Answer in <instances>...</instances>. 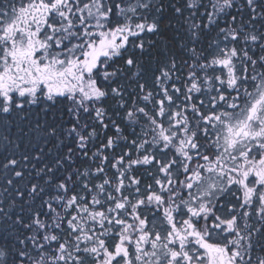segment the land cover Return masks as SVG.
I'll return each instance as SVG.
<instances>
[{
	"label": "snow or ice",
	"instance_id": "6c2138e0",
	"mask_svg": "<svg viewBox=\"0 0 264 264\" xmlns=\"http://www.w3.org/2000/svg\"><path fill=\"white\" fill-rule=\"evenodd\" d=\"M0 264H264V0H0Z\"/></svg>",
	"mask_w": 264,
	"mask_h": 264
},
{
	"label": "trees",
	"instance_id": "16d2710c",
	"mask_svg": "<svg viewBox=\"0 0 264 264\" xmlns=\"http://www.w3.org/2000/svg\"><path fill=\"white\" fill-rule=\"evenodd\" d=\"M223 26V25H222ZM141 171H143V169H141Z\"/></svg>",
	"mask_w": 264,
	"mask_h": 264
}]
</instances>
